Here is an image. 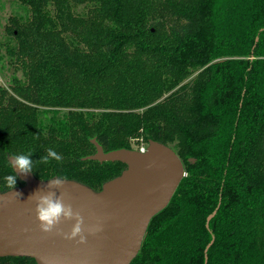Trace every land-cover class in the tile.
<instances>
[{"label":"trees","instance_id":"trees-1","mask_svg":"<svg viewBox=\"0 0 264 264\" xmlns=\"http://www.w3.org/2000/svg\"><path fill=\"white\" fill-rule=\"evenodd\" d=\"M22 2L31 19L8 49L25 80L0 86L1 190L8 155L26 153L36 177L100 190L126 164L87 159L93 138L108 151L141 133L187 173L130 264H264V0Z\"/></svg>","mask_w":264,"mask_h":264},{"label":"water","instance_id":"water-1","mask_svg":"<svg viewBox=\"0 0 264 264\" xmlns=\"http://www.w3.org/2000/svg\"><path fill=\"white\" fill-rule=\"evenodd\" d=\"M93 141L96 151L87 159L126 166L100 190L74 178H67L59 190L65 203L84 218L86 242L60 234L70 233L75 221L63 220L52 232L41 231L36 201L50 191L51 178L31 172L20 176L24 184L13 192L2 191L0 183V257L29 256L38 264H130L136 258L150 220L168 206L187 173L183 160L172 146L153 139L145 151L131 147L105 151L96 138Z\"/></svg>","mask_w":264,"mask_h":264},{"label":"clouds","instance_id":"clouds-1","mask_svg":"<svg viewBox=\"0 0 264 264\" xmlns=\"http://www.w3.org/2000/svg\"><path fill=\"white\" fill-rule=\"evenodd\" d=\"M32 155V153L11 155L9 163L14 172L3 178L10 192H13L16 188L20 176L33 172ZM49 155L55 157L58 161L60 160V156L51 150L49 151ZM66 182L67 177L63 175H57L48 180L47 188L50 191L47 194L39 196L36 201L35 211L37 220L39 221L41 231L45 233L52 232L63 220L75 221L70 233L61 232L60 234L67 240H74L79 237V242L85 243L87 237L84 235V218L73 209L71 204L65 203L63 194L59 191L63 189ZM57 191H59V195H57ZM18 195L20 196V193ZM98 230V227L95 229L91 228L89 232Z\"/></svg>","mask_w":264,"mask_h":264},{"label":"rangeland","instance_id":"rangeland-1","mask_svg":"<svg viewBox=\"0 0 264 264\" xmlns=\"http://www.w3.org/2000/svg\"><path fill=\"white\" fill-rule=\"evenodd\" d=\"M30 9V6L22 2V0H0V86L9 89L14 94L16 93L11 88L12 84L16 82L14 78H21L23 81L25 80V76L20 64L17 63L19 54H10L8 48H18L19 37H17V33L21 24L26 22L27 18L31 19ZM17 66L20 69H16L18 68ZM52 108L54 109L56 106ZM69 109L62 108L58 111L57 115H63ZM52 114L48 112L47 115L51 116ZM143 138L144 136L141 133L129 136V147L137 149L144 140ZM171 146L173 147V145Z\"/></svg>","mask_w":264,"mask_h":264},{"label":"built area","instance_id":"built-area-1","mask_svg":"<svg viewBox=\"0 0 264 264\" xmlns=\"http://www.w3.org/2000/svg\"><path fill=\"white\" fill-rule=\"evenodd\" d=\"M143 139H144V138H143ZM147 146H148V141L144 139V140L142 141L141 145L138 146L137 150L145 151L146 148H147Z\"/></svg>","mask_w":264,"mask_h":264}]
</instances>
